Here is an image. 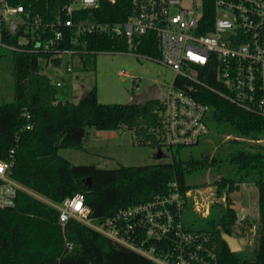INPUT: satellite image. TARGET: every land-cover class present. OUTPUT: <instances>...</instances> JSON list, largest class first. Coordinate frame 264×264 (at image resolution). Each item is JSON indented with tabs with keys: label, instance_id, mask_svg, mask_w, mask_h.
Masks as SVG:
<instances>
[{
	"label": "trees",
	"instance_id": "obj_1",
	"mask_svg": "<svg viewBox=\"0 0 264 264\" xmlns=\"http://www.w3.org/2000/svg\"><path fill=\"white\" fill-rule=\"evenodd\" d=\"M64 0H10L26 10L53 9ZM211 8V0H204ZM105 22L122 21L127 8L119 0L112 5L101 1L94 12ZM8 43L14 42L4 38ZM80 56V71H93L101 53H134L157 60V40L150 34L128 44L124 38L93 34ZM12 80L8 90L10 102L0 100V159L14 164L11 178L32 193L60 204L76 193L84 196L93 218L106 217L120 208L166 195L170 184L181 188L201 187L194 180L209 171L216 195L237 192L241 185L257 190L256 241L252 257L231 253L221 239L232 235L235 211L227 205L212 203L207 217L196 215L188 207L192 227L211 233L219 252L228 264H264V118L248 112L217 94L201 89L199 100L209 107L206 124L209 135L194 146L170 147L171 161L144 166H119L100 169L94 165H73L59 156L61 149L83 150L87 130L118 131L133 134L137 145L161 147L159 110L162 102L147 104H102L96 89L85 90L76 102L59 101L57 87L43 74L47 58L38 54L6 50ZM29 115L26 120L24 114ZM29 126L28 130L24 129ZM226 136L233 138L225 140ZM238 138V139H235ZM198 148V151H194ZM89 179V188L86 187ZM189 181L192 183H189ZM218 206L214 212L213 205ZM194 222V223H193ZM72 249L63 253V232L58 211L44 201L19 191L15 207L0 210V264H140L135 252L111 242L91 228L70 220L64 228ZM62 255V256H61Z\"/></svg>",
	"mask_w": 264,
	"mask_h": 264
},
{
	"label": "built area",
	"instance_id": "obj_2",
	"mask_svg": "<svg viewBox=\"0 0 264 264\" xmlns=\"http://www.w3.org/2000/svg\"><path fill=\"white\" fill-rule=\"evenodd\" d=\"M101 1L114 5L119 0H64L53 9L35 11L0 0V48L43 55L53 66L66 55L79 66L89 35L124 38L128 44L154 36L160 52L155 61L173 73L161 90V150L194 146L209 135V107L199 100L201 89L264 118V0H211V8L204 0H120L127 14L118 22L96 18ZM66 71L71 73L73 68L68 65ZM24 116L29 119L27 113ZM13 153L9 161L0 159V210L14 208L19 191L55 208L63 232L62 255L72 249L65 225L75 220L141 256L140 264H228L213 235L194 229L187 218L188 207L207 217L212 203L235 211L232 227L239 240L255 233L257 217L248 206L228 203L226 195L217 196L216 186L209 182L187 188L173 182L164 196L93 218L80 193L56 204L12 179Z\"/></svg>",
	"mask_w": 264,
	"mask_h": 264
},
{
	"label": "rangeland",
	"instance_id": "obj_3",
	"mask_svg": "<svg viewBox=\"0 0 264 264\" xmlns=\"http://www.w3.org/2000/svg\"><path fill=\"white\" fill-rule=\"evenodd\" d=\"M6 53L5 49L0 48V55H6ZM72 60L64 55L60 59L59 66L48 64L43 70V74L52 83H61V86L57 87L59 101L67 100L76 103L84 95L85 90L95 88L99 103L127 104L132 94L141 92L148 85L155 83L163 91V83H170L173 79V73L157 61L140 57L134 53L98 54L93 71H80ZM68 65L73 68V72L67 73ZM11 80L10 65L7 58L2 56L0 57V100L4 102L12 100V94L7 87ZM134 81H137V84H134ZM132 134L126 129L98 131L90 128L87 130L85 141H83V150L61 149L58 154L73 165H94L100 169L144 166L171 161L167 149L162 150L166 158L158 159L155 157L157 148L147 144L137 145ZM225 140L228 139L224 138ZM194 151H198V148H195ZM213 180V175L207 171L194 182L207 184L208 182L212 183ZM230 197L234 202L248 206L250 214L256 215L258 220L257 190L253 185H241L237 192L230 194ZM213 210L214 212L218 211L216 204L213 205ZM257 223L256 221L255 228ZM249 233V238L239 240L232 227L231 236L240 243L242 248L238 253L245 259L252 257L251 251L257 238L256 231L254 234Z\"/></svg>",
	"mask_w": 264,
	"mask_h": 264
},
{
	"label": "water",
	"instance_id": "obj_4",
	"mask_svg": "<svg viewBox=\"0 0 264 264\" xmlns=\"http://www.w3.org/2000/svg\"><path fill=\"white\" fill-rule=\"evenodd\" d=\"M56 66L59 64L56 63ZM162 99V92L159 89L158 85L153 83L148 85L144 90H142L139 93L132 94L130 101L127 103V105H135V104H147L154 101H160ZM85 141V140H84ZM155 157L158 159H164L166 158V155L162 152L160 148H157ZM89 179H87L86 187L89 188ZM221 239L225 242L227 245L229 251L231 253H238L241 250L240 243L238 240L231 235L222 234Z\"/></svg>",
	"mask_w": 264,
	"mask_h": 264
}]
</instances>
